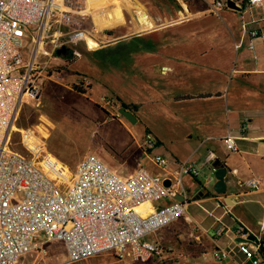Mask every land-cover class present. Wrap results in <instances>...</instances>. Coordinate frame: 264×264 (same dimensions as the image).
Masks as SVG:
<instances>
[{
	"label": "crops",
	"instance_id": "1",
	"mask_svg": "<svg viewBox=\"0 0 264 264\" xmlns=\"http://www.w3.org/2000/svg\"><path fill=\"white\" fill-rule=\"evenodd\" d=\"M177 1L175 23L172 20L170 23L158 24L153 29H142L141 16L150 15L144 7L137 4L141 28L133 29L126 25L122 32L124 35L115 37L107 45L101 42L93 50L88 48L85 41L87 32L76 43L60 44V40L67 38L71 32L69 29L63 32L61 24L46 39L45 34L51 29L48 24L52 16L48 11L46 18L28 29L24 38V47L29 54L26 62L34 59L40 64L49 63L45 70V85L35 103L23 98L14 122L40 137V144H46L44 146L48 153L70 168L73 164L76 168L87 154L74 161L60 151L49 148L48 138L56 124L41 109L42 94L48 79L69 90H76L74 84H82L86 88L92 84L85 95L92 90L94 84L89 75L84 74L63 82L59 74L64 67L59 64L83 57L82 49H78L81 44L89 53L102 52L103 48H110L111 51L115 47L120 48L122 43H126L128 51L141 47L151 49L158 33L168 34L172 28L181 29L185 33H193L195 30L199 32L201 27L192 23L206 18L214 19L212 23L205 25L212 40L209 44H203L200 49H192L190 55L184 53L188 44L176 42L177 51L173 57L144 55L136 60L128 58L125 70V82L128 84L126 95L116 91L112 97L102 96V105L98 103L99 107L109 111L103 121H121L132 133L139 148V154L133 155L137 163L129 165L131 155L124 154L117 158L110 150L118 154L122 152L121 149L108 138L102 137L103 149L96 153L112 169L128 176L139 166H144L152 173L168 178L187 159L198 166L197 176H183L188 203L186 216L146 236L147 240L160 247V252L148 260L116 250L88 258L111 256L115 257L113 262L116 264H254L239 250L238 242L241 237L253 236L254 240L248 243L254 248L259 245L264 256V2L249 6L248 0H234L240 9H232L225 3L228 0H223V7L214 11L201 0ZM243 21H251L252 26L258 28L259 35L244 32ZM167 38L168 35L164 37ZM42 45H46L47 49L40 50ZM63 47H67V50L59 53L58 49ZM98 49L101 50L97 51ZM53 61L58 64L52 66ZM135 84L140 89L138 96L131 90ZM122 102L130 105L127 109L135 114L136 122H131L119 112ZM147 105L154 108V113L165 115L167 121L159 124L162 127L147 120L146 115L138 114ZM28 107L41 112L39 121L28 126L20 125L21 114ZM138 123L144 125L147 131L145 135L138 134L133 128L132 125ZM15 133L21 135L20 132ZM15 133L11 132V137ZM229 133L237 137L236 150L228 148L224 142V137ZM105 145L110 146V150L104 148ZM23 150L20 152H25L24 146ZM152 152L168 158L167 167L155 163L153 157L148 159L147 154ZM216 159H220L229 170L226 175L227 190L223 194L214 190L216 178L209 181ZM127 163L128 167L125 165ZM251 179L260 181L258 188L246 184ZM179 191L182 192L183 187L176 184L169 196L155 201L149 209L174 203ZM239 227L244 229V235L238 232ZM55 247L66 253L67 260L54 262ZM223 250L229 252L228 257L217 255V252L222 253ZM29 261L30 264L76 262L70 261L63 240H49L43 233L35 237L33 250L22 255L19 264H28Z\"/></svg>",
	"mask_w": 264,
	"mask_h": 264
},
{
	"label": "built area",
	"instance_id": "2",
	"mask_svg": "<svg viewBox=\"0 0 264 264\" xmlns=\"http://www.w3.org/2000/svg\"><path fill=\"white\" fill-rule=\"evenodd\" d=\"M216 11L223 0H206ZM264 0H248L249 6ZM228 5V1L225 2ZM49 0H0V264H19L22 255L34 248L35 237L43 233L49 240H63L70 261L116 250L148 260L160 247L146 236L187 214V196L183 184L186 174L198 175V166L187 159L168 178L156 175L144 166L125 176L112 169L95 153H88L78 163L71 183L63 190L46 149H35L22 139L25 152L11 148L12 125L26 94L38 97L47 78L45 67L32 59L25 60L24 38L28 29L40 24L50 9ZM61 19L74 24L69 12ZM242 29L259 35L251 21ZM76 28L60 44L76 43L84 37ZM150 143H153L149 140ZM230 149H237V137H224ZM46 144H41V146ZM152 160L167 167L168 158L155 155ZM215 167L209 181L215 179ZM170 179L168 185L165 180ZM181 184L185 202L149 209L155 201L169 196ZM248 186L258 188L251 179ZM244 235V229L238 228ZM239 250L254 264H264L259 245L239 241ZM228 257L229 252H217Z\"/></svg>",
	"mask_w": 264,
	"mask_h": 264
},
{
	"label": "rangeland",
	"instance_id": "3",
	"mask_svg": "<svg viewBox=\"0 0 264 264\" xmlns=\"http://www.w3.org/2000/svg\"><path fill=\"white\" fill-rule=\"evenodd\" d=\"M53 1L50 0L51 4H49V14L51 13L52 16H50L48 26H51V29L46 32V39H49V35L55 31L56 26L61 24L63 32H66L68 29L73 31L79 28L91 35V41L95 40L99 44L103 42L107 45L115 37L124 35L122 32L125 31L127 26H131L133 29L141 28L138 20L137 4L144 7L152 21L157 25L170 23L177 18V7H175L173 1L167 3L164 0H56L55 4ZM63 12L72 14L75 23L68 24L64 22L61 19ZM55 20H58V22ZM213 20L212 18H206L192 23L201 27L199 32L195 30L193 33H185L181 29L172 28L168 34L165 32L158 33L155 37L154 47L151 49L141 47L133 51H128L126 43H122L120 48L115 47L111 51L106 50L98 53H89L86 49L82 48L81 44L78 49H82L83 57L73 62L64 61L59 64L64 67L59 77L63 82H68L69 79L71 80L78 76L82 77V74L89 75L94 87L85 95V93L76 90H69L50 79L47 80L42 94L43 104L41 109L48 113L56 124L55 127H52L51 135L48 138L49 148L60 151L70 159L77 161L85 154H97L96 151H102L101 139L102 137H106L112 141L111 143H115L122 152L115 154L110 150V146L107 145L104 148L109 149L117 158L124 154L125 156L131 155L132 158L129 160V165L136 164L137 161L133 155L139 154L137 143L134 142L132 133H130L121 121H103L106 119L109 111L98 106L104 103L102 96L107 95L108 97H112L116 91L120 93L124 92L126 95L128 84L125 82V70L128 58H134L136 60L144 55L173 57L177 51L175 47L176 42L188 44V49L184 53L190 55L192 49L197 50L203 44H209L212 37L207 34L205 25L212 23ZM181 32L182 34H180ZM167 35L168 38L164 39ZM64 39L66 38L63 37L62 40ZM85 41L89 48V42L86 38ZM93 48L91 47V50ZM22 49L25 52V59L27 60L29 57L28 50L25 47H22ZM40 50H43L42 46ZM103 63L106 65H103ZM48 64L42 63L45 70L48 69ZM56 64H58L57 61L52 62V66ZM131 90L135 92L136 96L140 93L137 84ZM40 114L41 112L38 109L28 107L22 112L19 124L28 126L36 123L39 121ZM138 114L141 116L146 115L148 117L147 120L158 123V126L167 121L164 114L154 113V108L150 105L145 106L144 109H140ZM161 125L159 127H162ZM132 126L138 134L142 133L143 135L147 132L142 123ZM21 141L22 136L19 133H15L11 137V148L24 151ZM148 154V159L156 155L154 152ZM146 159L145 162L147 163L148 161ZM125 165L128 167V163ZM75 169V165L73 164L71 167L73 173ZM60 185L63 190H66L67 184L65 181H60ZM53 251L56 255L54 262L67 260L68 257L61 248L55 247ZM114 259L115 257L111 256L91 257L70 264H116L113 262ZM30 263L31 261L28 262V264Z\"/></svg>",
	"mask_w": 264,
	"mask_h": 264
},
{
	"label": "bare ground",
	"instance_id": "4",
	"mask_svg": "<svg viewBox=\"0 0 264 264\" xmlns=\"http://www.w3.org/2000/svg\"><path fill=\"white\" fill-rule=\"evenodd\" d=\"M173 22L175 23L176 21L173 20ZM141 24H142V29H153V28H155L157 26V24L155 22H153L152 19L147 14H143L141 16ZM162 24H165V23H162ZM151 31H153V30H151ZM84 36H85V32H84ZM86 38H87V40L89 42L90 47L93 48V47H96V46L99 45V43H97V41H95V40L91 41L90 40L91 39V35L89 33L86 34ZM45 47H46V45H42L43 50L47 49ZM24 97L30 103H35V101L37 100V97H33V96L29 95V94H26ZM12 132L13 133L20 132L22 137H23V140L25 141V143L28 146H31L32 148L40 149V150H41V148L42 149L46 148L45 146H41V144H40L41 138L40 137L32 134L26 128L19 126L17 124V122L13 123ZM47 155H48L50 161L52 162L53 167L56 170V172H58L61 175V177H62V178L59 179V182L60 181H67L68 183H71V179H72V176H73V172H72L71 168L68 165L63 164L54 155H52L50 153H47Z\"/></svg>",
	"mask_w": 264,
	"mask_h": 264
},
{
	"label": "water",
	"instance_id": "5",
	"mask_svg": "<svg viewBox=\"0 0 264 264\" xmlns=\"http://www.w3.org/2000/svg\"><path fill=\"white\" fill-rule=\"evenodd\" d=\"M228 7L232 8V9H240V7L237 5V3L234 0H228ZM67 47H63L58 49V52L61 53L62 51H66ZM119 111L130 121L132 122H136L137 118L135 116V114L130 111L129 109L125 108L124 106H121L119 108ZM214 167H215V178H216V182L214 184V190L218 193H225L227 190V182H226V175L229 172L228 168L223 165L220 161V159H216L214 162ZM165 182L170 185L171 181L170 179H166ZM175 198L177 200L180 201H186L185 200V195L183 193L178 192L175 195ZM250 240H254L253 236H247V237H241L239 238V241H248L250 242Z\"/></svg>",
	"mask_w": 264,
	"mask_h": 264
},
{
	"label": "trees",
	"instance_id": "6",
	"mask_svg": "<svg viewBox=\"0 0 264 264\" xmlns=\"http://www.w3.org/2000/svg\"><path fill=\"white\" fill-rule=\"evenodd\" d=\"M167 3H170V1H173L175 4L178 3L177 0H164ZM187 2H189V0H186ZM202 2H204L206 5H208V3L206 2V0H201ZM209 6V5H208ZM101 49H98L97 51H100ZM106 50H110V48H103V50L101 51H106ZM92 84L87 85V88L84 87L82 84H74V89H76L78 92L81 93H87L88 92V88H91ZM122 106H124L125 108H130V105L127 104L126 102H122Z\"/></svg>",
	"mask_w": 264,
	"mask_h": 264
}]
</instances>
